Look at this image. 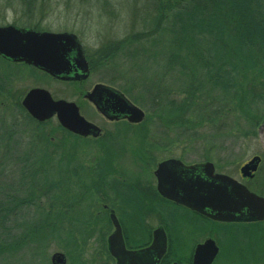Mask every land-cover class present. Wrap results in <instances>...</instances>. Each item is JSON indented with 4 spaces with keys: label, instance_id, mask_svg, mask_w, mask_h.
I'll use <instances>...</instances> for the list:
<instances>
[{
    "label": "rangeland",
    "instance_id": "374dc122",
    "mask_svg": "<svg viewBox=\"0 0 264 264\" xmlns=\"http://www.w3.org/2000/svg\"><path fill=\"white\" fill-rule=\"evenodd\" d=\"M174 1L33 0L31 10L24 0H0L2 23H24L26 18L40 16L36 20L40 19L47 31L68 32L78 37L93 63L91 78L77 87L46 80L44 87L54 100L75 102L81 114L105 132V137L98 141L72 139L55 118L41 125L30 120L21 111V99L16 96H21L19 93L32 84L19 78L20 82L8 85L2 77L6 68L0 64V86L4 91L0 95V162L7 167L1 185H10L15 193L18 189L19 193H12L11 197L20 203L33 202L32 206L9 205L8 220L4 225L1 222L0 228L3 226L11 236L8 242L12 255L8 256L10 252L0 255V264H51L56 253L65 254L68 264H114L103 243L114 228L103 220L100 202L91 194L106 176L110 180H126L130 186L138 183L155 188L153 172L157 163L166 157H176L186 165L217 161L214 163L238 179L242 163L264 149V119L259 127L253 126L254 130L250 125L264 115V105L258 106L263 95L261 81L248 79L243 83L245 92L252 97L250 104L254 105L244 111L242 103L235 100L236 92L227 95L214 92L201 70L195 75L197 83L184 85L180 75L167 68L172 39L167 23L175 16ZM144 51L151 56L149 61L143 58ZM133 52L142 54V59L137 56L131 59ZM97 84L122 93L144 111L145 121L130 125L104 120L84 98ZM8 148L14 152L11 158ZM33 149L41 160L36 168L38 175L34 176L36 187L28 182L33 178H27L31 173L25 172L26 176L21 177L19 168L24 159L21 153ZM219 156L236 158L238 165L226 169L234 159L222 160ZM32 186L34 192L30 190ZM144 198L155 202L152 191ZM151 213L147 212L148 221ZM92 219L99 224L95 225ZM32 226L43 228L40 253L32 251L28 243L36 236L31 235ZM236 228L250 230L248 238L240 237L242 245L249 249L246 253L252 257L257 251L262 253L249 226ZM70 233L81 250L75 247L69 250ZM218 233L216 239L222 253L229 244L219 240L222 234ZM233 248L234 242L230 241V249ZM7 249L0 243V254ZM172 251L165 264L174 258L176 248L174 254ZM230 259L219 256L215 264H240L236 253Z\"/></svg>",
    "mask_w": 264,
    "mask_h": 264
},
{
    "label": "water",
    "instance_id": "95a60500",
    "mask_svg": "<svg viewBox=\"0 0 264 264\" xmlns=\"http://www.w3.org/2000/svg\"><path fill=\"white\" fill-rule=\"evenodd\" d=\"M35 44H40L43 48L33 50ZM72 50L78 52L77 62L82 72L81 79L86 80L89 77V67L76 35L20 31L14 27L0 28V55L33 62L57 79H61L63 74L70 73V63L66 55ZM31 53H36V56H30ZM86 99L93 104L99 114L110 121L123 117L129 123L137 125L145 120L143 110L111 87L97 85L86 95ZM22 104L29 115L38 122H46L57 116L61 126L72 133L82 137L100 136L101 130L81 116L75 103L54 101L46 90H32ZM255 163L256 159L242 169L245 177H250V171L256 172ZM182 166L183 164L178 160H169L159 165L155 174L158 179V193L161 196L198 212L209 209L215 213L213 218L221 222L242 221L247 218L264 220V198L252 194L245 186L223 175H216L211 183L201 179L183 180L177 172L178 167ZM207 166L211 167V164ZM111 218L116 232L109 238V246L111 255L118 264L159 263L168 246L167 235L163 228L155 232L154 242L150 248L129 252L126 250L118 219L114 214ZM151 250L157 252L156 261L153 253L150 255ZM218 253L216 242L210 239L197 247L193 264H213ZM51 264H67L66 255L54 254L51 257Z\"/></svg>",
    "mask_w": 264,
    "mask_h": 264
},
{
    "label": "trees",
    "instance_id": "16d2710c",
    "mask_svg": "<svg viewBox=\"0 0 264 264\" xmlns=\"http://www.w3.org/2000/svg\"><path fill=\"white\" fill-rule=\"evenodd\" d=\"M174 2H177L176 8L173 9L172 7L175 16L170 17L169 23H167L168 30L172 35L170 49L167 54V68L177 72L184 80V85H186L185 82H196L195 75L201 70L204 72L207 84L211 86L214 92L215 90L221 91L226 95L236 92L235 100L237 99L242 103L241 106L244 111L252 109L254 105L250 104L252 97L245 92V88L242 86L243 83L248 79L249 81L251 79L261 81L263 95L258 106H263L264 0H175ZM24 3L27 6H31L33 2L24 0ZM145 51L144 57L142 54L133 52L131 59L137 56L149 61L151 56ZM258 106L256 105L255 107ZM20 109L26 114L21 106ZM27 117L32 120L28 115ZM262 117L264 115H261L257 122L253 120L250 123L253 130L255 129L253 126H258L264 119ZM16 145L17 142H15V147ZM8 150L10 154L8 157L11 158L14 152H12V149L8 148ZM21 156L24 157L20 162L22 167L19 166L21 168V177L31 173V176L29 175L27 178H33L31 181L28 180V182H33L36 187L37 177L35 178L34 176L38 175V169L36 168L41 163L40 154L33 149L22 152ZM25 172L26 175L24 174ZM5 174H7V167L0 162V223L2 222V225L6 224V220H8V215L11 211L9 205H33L30 200L27 203H20L15 197H11L15 190L10 185H1V179L5 178ZM34 186L30 188L31 192H34ZM11 189H13L12 192L10 191ZM20 192L22 193V191ZM16 193H19L18 189ZM132 207L134 206H130L129 209ZM130 213L132 215L136 214V217L140 218L138 216L140 211L132 210ZM77 225L80 227L79 224ZM32 228L31 235L36 234L35 238H31L29 242L25 241L34 249L32 251L40 253L43 228L37 226H32ZM0 230V243L6 247L8 246V249L0 255L10 252L8 256L11 257L12 251L8 242L11 236L3 226ZM249 231V229L246 230L244 228L223 227L220 230L222 238L219 240H226L225 243L227 242L229 246L227 249L224 248V251L222 250L220 256L228 260L233 255L235 256L236 253L240 264H264V247L260 246V244H264V240L257 238L256 243L262 253L257 251V254H253V257L249 252L246 253L249 249L247 246L244 247L240 241V237L248 238ZM72 235L70 233L67 237L72 246L69 250H73L74 247L81 250V246L74 240L75 238ZM2 237H5V239ZM72 240L74 241L72 242ZM230 241L234 242L235 248L230 249ZM73 253L76 254L77 252Z\"/></svg>",
    "mask_w": 264,
    "mask_h": 264
},
{
    "label": "flooded vegetation",
    "instance_id": "af4514ba",
    "mask_svg": "<svg viewBox=\"0 0 264 264\" xmlns=\"http://www.w3.org/2000/svg\"><path fill=\"white\" fill-rule=\"evenodd\" d=\"M31 1L33 2V0ZM28 8H30L31 10L33 9V7L30 6H28ZM34 8L36 9V6H34ZM37 17L40 18V16ZM36 18L35 19L26 18L27 21L24 23L0 22V27L12 26L21 31H32L36 33L50 32L47 31L45 28H42L43 26L42 21L40 19L36 20ZM36 48L41 49L43 48V46H41L40 44H35L32 49L36 50ZM83 55L89 67V77L86 80L81 79L82 72L78 67L77 50H72L70 53L66 55V58L70 63V67H69L70 73L68 72L67 74L61 75L60 77L61 79L52 77L47 72H45L41 67L34 65L33 62L21 61L19 59H11L0 55V64L6 68L5 76L2 77L3 79H5L4 81H6V83H8V85L11 86L14 85L15 83L20 82L19 78L28 79L29 82L32 84V86L27 87L23 93L21 92L19 93L21 96H16L21 99L19 101L22 106L23 99L28 95L30 91L34 89H45L44 84L46 80H53L60 84L73 85L74 87H77L78 85L87 82L93 75L94 67H93V63L88 59V57L85 55L84 52ZM30 56L32 57L36 56V53H31ZM20 76H24V77H20ZM62 78H66V79H62ZM1 90L2 89L0 86V94L1 92L4 93V91ZM84 98H86V95ZM59 100H64V99H59ZM64 101H67L69 103H75L73 101H68V100H64ZM91 106L95 109V107L92 104ZM24 112L26 111L24 110ZM97 114L111 124H119L124 122L130 124L123 117L115 121H110L103 115L99 114L98 112ZM54 118L58 122V118L57 116H55L50 120L46 121V123ZM34 122L41 125V123H38L35 120ZM92 124L96 125L94 123ZM96 126L101 130L100 136L98 138H94L92 136L82 137L80 135L68 131L67 129H64L59 123V127L63 130V132L72 139L74 138L84 139L89 141H98L105 137L104 130L98 125ZM230 158L229 156L228 157L226 156L225 158L219 156V159L222 160H229ZM173 159L179 160L183 163V166L178 167L177 169L178 174L181 176L183 180L201 179L204 182L211 183L213 182V177H215L216 175H226L233 178L229 172L224 171L217 165V163H214L217 161H213V162L205 161L202 164L198 163V164L186 165L182 159L176 157L174 158L166 157L162 159L159 163H157L155 171L153 172V176L156 183V185L154 186L155 188H153L152 186L139 185L138 183H134V182L133 183L136 185L130 186L126 180H121V178H117L116 180H110V177L106 176L104 178V182L102 186L97 187L98 190L95 192L92 191L91 194L95 196L100 202L101 212L103 213L101 217L103 218V220L107 221L109 225L112 224L114 228V230L106 236V240L104 241L106 243V246L104 244V249H107V252L111 257L112 255L110 252L109 238L116 232V229L112 223V218H111L113 214L116 216V218L120 223L123 239L125 242V247L126 250L129 252H137L150 248L154 242L155 232L160 228L164 229L167 235L168 246L166 253L163 255L162 259L159 261L158 264H165V260L169 258L170 252L172 250H173L172 253L174 252V247L176 248V251L174 252L175 254L173 253L174 258H172L171 260L169 259L170 260L169 264H193L194 254L198 245H201L210 239L214 240L219 246V253L216 257L215 262L213 263L215 264L221 253V247L216 237L219 234L218 232L222 230L223 227L236 228L237 226H249L250 229L255 231L257 238H259L260 240H264V221L247 218L242 221H232L230 223H224L215 220L213 218L215 216V213H213L209 209H204L202 212H198L190 207L177 203L172 199L161 196L158 193V179L156 177L155 172L160 163ZM231 159L234 160L228 162L231 163V165H226L225 167L226 169H230L235 164L238 165L237 160L235 161L236 158L232 157ZM254 159H256L255 164H257L256 167L257 171L255 173H252L250 171L251 177H245L244 174L242 173V169ZM207 164H211V167L207 166ZM254 166L255 165H253V167ZM238 175H239L238 179L235 178L233 179L239 182L240 184L246 186L250 192L258 195L259 197L264 198V149L259 154L253 155L252 157L248 158L244 163H242V165L238 169ZM150 191H152L153 195L155 196V200H154L155 202L145 201L144 197ZM95 205H99V204L97 203ZM130 206H134V207L129 209ZM132 210L140 211V214H138L140 218H137L136 214L132 215L130 213V211ZM147 212H152L151 221L147 220ZM95 222L96 221H94L95 225L99 224L98 222L97 223ZM152 253L156 261L157 252L151 250L150 255H152ZM112 258L114 259V264H118L117 260L114 257Z\"/></svg>",
    "mask_w": 264,
    "mask_h": 264
}]
</instances>
